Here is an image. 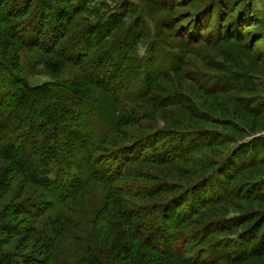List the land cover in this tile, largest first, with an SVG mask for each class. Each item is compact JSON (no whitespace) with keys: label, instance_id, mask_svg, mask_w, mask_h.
<instances>
[{"label":"trees","instance_id":"obj_1","mask_svg":"<svg viewBox=\"0 0 264 264\" xmlns=\"http://www.w3.org/2000/svg\"><path fill=\"white\" fill-rule=\"evenodd\" d=\"M86 2L0 0V264H208L185 254L193 245L215 246L210 237L232 228L242 229L241 242L235 251L224 246L220 264H264V214L245 212L228 224L230 202L195 208L198 198L184 203L182 188L151 176L153 168L188 157L199 136L182 139L192 144L183 151L164 140L172 127L152 128L157 113L181 103L174 85L160 84H169L175 59L136 54L150 36L131 31L138 21L128 14L133 6L91 24L83 18ZM40 76L50 80L29 82ZM131 125L146 134L134 137L124 128ZM125 179L131 185H119ZM90 187L102 201L90 212L89 231L74 235L77 222L62 209L82 205ZM35 190L42 202L24 196ZM51 211L55 218L36 226ZM100 218L116 229L108 244L95 241ZM65 237L78 249L66 254L59 245Z\"/></svg>","mask_w":264,"mask_h":264},{"label":"rangeland","instance_id":"obj_2","mask_svg":"<svg viewBox=\"0 0 264 264\" xmlns=\"http://www.w3.org/2000/svg\"><path fill=\"white\" fill-rule=\"evenodd\" d=\"M70 2L77 6L83 0ZM86 4L89 13L83 18L91 24L133 6L134 12L128 14L138 21L131 31L135 30L138 36H150L139 41L136 54L145 61L158 62L164 54L175 59L173 71L166 74L169 84L164 79L160 84L174 85L181 103L172 113H157L152 128L172 127L173 136L164 140L168 145L181 143L183 151L192 144L186 145L182 139L192 134L199 136L192 137V140L197 138V143H193L188 157L153 168L151 176L182 188L184 203H193V198H198L195 208L200 202H230L225 213L228 224L245 212L264 214V0H87ZM133 37L129 43L137 39ZM49 80L46 76L29 78L35 85ZM124 128L134 137L146 134L132 125ZM120 142L135 141L122 138ZM129 156L132 158L133 154ZM159 172L166 176L164 180ZM131 183V179H125L119 185ZM20 184L16 181L14 187ZM24 196L37 202L44 200L37 190ZM80 197L82 205L69 202L62 209L65 216L71 213L77 222L74 235L89 231L90 212L102 201L94 187ZM47 214L50 215L43 214L35 222L36 226L41 222L49 224L56 216L55 211ZM100 219L93 226L95 241L97 245L108 244L114 239L116 229L105 227ZM242 232L240 228H232V234L213 235L210 238L218 241L215 246L201 249L193 245L192 253L185 255L195 261L204 257L212 261L208 264H220L224 246L235 245L232 247L235 251ZM76 244L67 237L59 242L66 254L78 249Z\"/></svg>","mask_w":264,"mask_h":264}]
</instances>
